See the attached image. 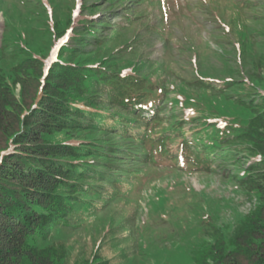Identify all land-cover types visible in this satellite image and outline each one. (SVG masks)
Returning <instances> with one entry per match:
<instances>
[{
	"label": "trees",
	"instance_id": "obj_1",
	"mask_svg": "<svg viewBox=\"0 0 264 264\" xmlns=\"http://www.w3.org/2000/svg\"><path fill=\"white\" fill-rule=\"evenodd\" d=\"M166 1L123 0L89 15L102 0H82L87 15L75 26L69 2L54 17V32L33 25L42 0H0L20 17L17 36L5 20L0 44V264H67V244L56 234L71 228L76 212L141 193L158 178L195 172L234 179L254 207L230 231L212 224L194 264H264V51L255 56L249 24L264 22L257 9L264 0H227L229 8L201 1L207 16L198 19L189 10L193 28L208 19L226 37L234 34V49L253 57L248 78L232 74L243 63L230 66L228 76L196 68L188 78L149 55L152 41L168 47L172 40L178 11L173 6L170 15ZM195 37L197 45L207 43L199 32ZM31 75L43 96L17 101L13 84L33 86ZM98 132L105 138L83 136ZM92 260L86 264H109L98 255Z\"/></svg>",
	"mask_w": 264,
	"mask_h": 264
},
{
	"label": "rangeland",
	"instance_id": "obj_2",
	"mask_svg": "<svg viewBox=\"0 0 264 264\" xmlns=\"http://www.w3.org/2000/svg\"><path fill=\"white\" fill-rule=\"evenodd\" d=\"M86 1L91 2L92 0ZM122 1L102 0L95 10L85 12L91 15L99 10L100 15L102 11L117 7ZM201 1L205 3L208 0H167V12L171 15L170 8L173 6H176L174 9L178 11V20H175L171 26L172 40L168 42V47L161 39L152 41L148 47H145L147 52L154 58H161L163 62L171 61L170 65L175 73L188 78L194 77L197 69L206 75L228 76L231 74L227 71L230 66L240 69L242 63L243 70L232 74L248 78L253 69L251 68L253 57L251 55L248 58L234 49L230 42V40H236L234 34L226 37L219 29L220 25L208 19H204L203 26H199L198 29L193 28L189 10L194 18L207 16V7L201 4ZM209 1L226 7L229 4L227 0ZM69 2H72L75 7L73 10L75 20L72 24L75 26L80 16L87 15L80 12L82 0H42V15H35L39 19V24L33 25L40 27L50 25L55 32L56 24L53 19L57 13H61V6L65 7ZM257 9L263 11L264 15V6H259ZM13 10L0 7V44L5 29V20L11 23L10 35L17 36L19 33L20 27L16 25L20 17L15 16ZM47 14H49L48 20ZM105 14L108 16V12ZM25 19L27 22H23L27 24L26 27L31 28L32 23L28 22L33 18L27 19L26 17ZM249 24L256 33L258 43L255 45L254 52L257 56L264 51V45H262L264 43V33H262L264 22L250 20ZM213 25L216 26L215 29L212 28ZM223 26L224 24H221V27ZM71 29H67L68 32ZM198 32L204 40H207L206 44L197 45L195 36ZM65 33L64 36L69 34ZM62 35L54 40L52 54L57 45L62 42V38L58 41ZM56 41L58 42L55 45ZM35 43L37 41L33 40V44ZM237 46L239 47L238 44ZM203 47L207 48L206 56L201 60L199 57L196 59V52ZM223 51L226 54L225 58L222 57ZM52 54L50 60L46 61L47 66L51 64L57 52L54 57ZM237 54H240L241 58ZM168 75L176 76L173 73ZM32 76L29 79L33 86L22 88L19 82L13 84L17 101L22 100L20 98L22 95L25 103L29 102L32 96L36 97V102L43 96V93L36 92L38 80H34ZM3 77L11 80L10 83L15 78L7 70L3 71ZM179 82L180 79L175 78V83ZM26 95L29 97L26 98ZM192 115L195 114L191 113ZM108 120L109 123L112 122ZM188 128L189 125H186V129ZM87 134L83 136L105 138L99 132ZM253 204L237 186L234 179H224L219 173L207 175L199 172L183 173L176 177L170 174L163 179L158 178L153 185L148 186L141 193L127 195L124 199L106 206L98 204L94 211L76 212L75 218L69 222L71 228L61 227L56 235H59L61 241L67 244V264L90 263L93 261V255L107 259L109 264H194L193 259L203 247L204 240L210 241V236L206 235L207 229L212 224H216L226 231L232 230L236 223L252 210Z\"/></svg>",
	"mask_w": 264,
	"mask_h": 264
},
{
	"label": "water",
	"instance_id": "obj_3",
	"mask_svg": "<svg viewBox=\"0 0 264 264\" xmlns=\"http://www.w3.org/2000/svg\"><path fill=\"white\" fill-rule=\"evenodd\" d=\"M1 36V35H0Z\"/></svg>",
	"mask_w": 264,
	"mask_h": 264
}]
</instances>
